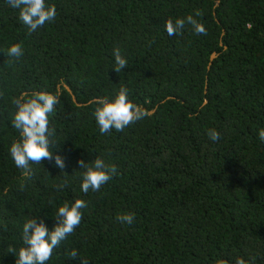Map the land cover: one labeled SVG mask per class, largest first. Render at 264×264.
<instances>
[{
    "label": "trees",
    "instance_id": "trees-1",
    "mask_svg": "<svg viewBox=\"0 0 264 264\" xmlns=\"http://www.w3.org/2000/svg\"><path fill=\"white\" fill-rule=\"evenodd\" d=\"M46 3L55 19L29 31L0 0V264H14L8 250L21 246L26 219L51 228L57 206L77 198L81 223L47 264H264V0ZM189 15L204 33L185 24L168 35L167 21ZM121 86L149 115L102 134L96 102ZM41 90L59 91L51 157L23 177L9 154L12 101ZM97 156L118 174L84 193L78 160ZM124 212L132 224L116 220Z\"/></svg>",
    "mask_w": 264,
    "mask_h": 264
},
{
    "label": "clouds",
    "instance_id": "clouds-1",
    "mask_svg": "<svg viewBox=\"0 0 264 264\" xmlns=\"http://www.w3.org/2000/svg\"><path fill=\"white\" fill-rule=\"evenodd\" d=\"M9 3L11 7L18 10L19 20L29 31H36L56 17L55 6L46 3V0H9ZM185 24L192 25L193 30L197 33L205 32L203 25L191 15L167 21L166 31L170 36L179 34ZM22 52L21 44L13 43L9 46L7 54L18 58ZM112 55L115 70L119 72L125 67L127 61L118 47L113 49ZM58 96L59 91L52 94L41 90L31 94L21 93L12 101L15 111L12 114L11 124L19 133V137L12 140L9 154L23 177H27L29 174L30 161L39 162L41 159L51 157L49 137L52 135V131L49 128V118L55 111L54 106L58 103ZM96 104L94 118L102 134L112 129L121 131L132 122L149 115L147 109L129 98V90L123 86L114 96L101 97ZM207 135L212 141L219 138L216 129L207 130ZM259 138L264 141V129L259 130ZM54 159L56 166L63 168L62 158L57 155ZM78 165L82 169L80 190L84 193L89 190L99 191L102 185L118 174L115 164L106 163L100 156L89 162L78 160ZM86 207V201L79 198L71 202L60 203L54 214L56 223L51 228L45 225L43 220L37 222L35 218L26 219L21 227V246L9 247L8 250L14 258V264H47L54 249L66 240L74 232L76 226L81 223V209ZM134 219L135 214L131 212L116 215V220L121 224L130 225ZM77 255L76 249H72L69 253L73 259ZM81 264H87V261L82 259ZM237 264H244V261L238 260Z\"/></svg>",
    "mask_w": 264,
    "mask_h": 264
},
{
    "label": "water",
    "instance_id": "water-1",
    "mask_svg": "<svg viewBox=\"0 0 264 264\" xmlns=\"http://www.w3.org/2000/svg\"><path fill=\"white\" fill-rule=\"evenodd\" d=\"M216 56H217V54H216V53H212V55H211V59H214ZM66 89H67L68 91H70V92H71V90H70V88H69V87H67V86H66ZM73 99H74V101H76L74 96H73Z\"/></svg>",
    "mask_w": 264,
    "mask_h": 264
}]
</instances>
